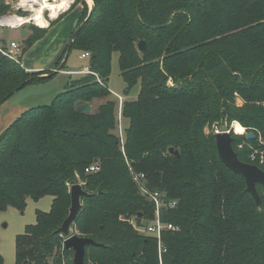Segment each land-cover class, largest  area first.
<instances>
[{"label":"trees","instance_id":"1","mask_svg":"<svg viewBox=\"0 0 264 264\" xmlns=\"http://www.w3.org/2000/svg\"><path fill=\"white\" fill-rule=\"evenodd\" d=\"M93 1L90 17L83 5L82 27L71 38V50L90 54L91 73L0 135V212H23L29 198H53L51 210L39 211L36 224L18 237L16 264H64L72 251L58 230L74 184L92 195L71 226V234L99 244L86 248V264H160L156 241L122 220L154 217L131 169L146 175L151 191L179 202L163 215L177 227L164 234V264H264V187L257 185L258 208L244 178L222 163L215 132H205L220 119L239 122L255 138L232 133L234 150L264 171L250 158L264 152V0ZM11 9L0 0V18ZM29 31L22 53L48 29L31 25ZM0 48H6L2 40ZM114 53L126 92L140 85L138 98L123 103L124 146L119 100L108 86ZM38 75L0 51V106L52 77ZM236 94L244 106H237ZM81 104L92 113L78 111ZM95 163L100 170L87 172Z\"/></svg>","mask_w":264,"mask_h":264},{"label":"rangeland","instance_id":"2","mask_svg":"<svg viewBox=\"0 0 264 264\" xmlns=\"http://www.w3.org/2000/svg\"><path fill=\"white\" fill-rule=\"evenodd\" d=\"M5 1L12 8L5 16L15 15L17 13V15L21 17L22 15L17 12L18 8L24 9L23 13H25V16L23 17L32 15V13L28 11L29 7L22 5V3H24L22 0ZM76 1V4H73L67 12L61 15V20H56L53 23H50L49 27L52 25L50 29L49 27H39L33 23H26L22 27L16 25L14 28L0 27V37L7 41L16 40L22 47L24 46V41L30 36L31 32L29 29L31 28V25L42 29H49L43 39L34 44L25 53H21L17 59L18 61H21L22 65L25 63L27 67H43V70L33 72L35 74H40L38 75L39 77L52 75L55 72V69L64 65L63 70L54 74L51 78L44 81H36L16 92L11 99L7 100L9 101L8 103L5 102L6 104L3 103L5 105L0 106V114H3L4 111L10 113L14 104L16 108L27 107L28 109H31L32 107L49 106L57 96L67 91L72 82L78 81L84 76L81 72H83L86 67H89V58H82L81 56L83 55V52L77 49H72L68 54L65 53L73 34L79 29L83 15L84 4L81 0ZM84 6L87 8L89 15L91 11H93L94 1L85 0ZM46 14H49V12H46ZM3 44L5 47L8 46L6 41H3ZM108 86L112 93L111 98L116 102L119 97H122L124 101L136 100L140 93V85L135 86L129 93L126 92L127 85L121 75L118 53L113 54ZM236 98L237 106H244L245 102L239 97V95L236 94ZM100 104V102L94 104L95 111H97ZM122 124L123 131L125 132L124 128L128 123L124 118ZM236 124L240 123L233 122L229 125L227 122L220 119L211 127L207 126L205 132L206 134H209L210 132H216L217 130L227 131L231 130L233 126L235 135H246L245 132H249L247 128L240 124L244 128V132L239 133L235 128ZM52 201L53 198L51 196H44L39 200L29 198L23 212L14 207H10L7 211L0 212V254L4 258V264H16L18 237L26 233L28 226L36 224L39 211L49 212L51 210ZM70 207L71 204L69 210ZM122 220H125V222L135 230V216H131L128 219L124 218ZM73 257V252L66 255V261H64V264L67 262L70 264L73 261Z\"/></svg>","mask_w":264,"mask_h":264},{"label":"water","instance_id":"3","mask_svg":"<svg viewBox=\"0 0 264 264\" xmlns=\"http://www.w3.org/2000/svg\"><path fill=\"white\" fill-rule=\"evenodd\" d=\"M34 1V0H31ZM23 8H18L17 12H23ZM89 14V17L91 16ZM82 27V26H81ZM81 27L75 32V37ZM74 39V38H73ZM73 44V40L69 44V50L67 54L71 51V47ZM147 45L145 41H140L138 43L139 52L144 53L146 51ZM62 71V67L55 70V74ZM52 75H48L45 77H51ZM78 111L85 112L86 114L92 113V106L90 104H81L77 107ZM234 129V126L232 127ZM246 136L249 140L255 138L254 132H245ZM238 134V133H237ZM216 139V147L218 155L222 161V163L234 174L240 175L244 178L246 182V192L251 194L253 199L255 200L257 207L261 208L262 201L257 188V185H261L264 187V171L257 165L245 163L240 160L237 152L233 147V137L232 132H220L215 133ZM170 153L175 156H179V152L175 151L173 148L170 149ZM71 194V207L69 210V215L63 222L61 228H59L58 232L66 236V240L64 242V247L66 250H70L74 253L73 264H86L85 256H86V248L88 246H98L94 240L86 237H80L78 235L71 234V226L75 222L78 217L82 207H83V199L91 197L92 195L84 190L82 184H74L70 188ZM142 214H140V217Z\"/></svg>","mask_w":264,"mask_h":264},{"label":"built area","instance_id":"4","mask_svg":"<svg viewBox=\"0 0 264 264\" xmlns=\"http://www.w3.org/2000/svg\"><path fill=\"white\" fill-rule=\"evenodd\" d=\"M76 2V0H74L71 4V6ZM71 6H69L68 10L71 8ZM67 10V11H68ZM29 11V10H28ZM64 11L62 12L59 17L67 12ZM51 13L46 14L45 13V18L50 21V23H52L53 21H56L58 18H51ZM18 16L17 13L15 15H9V16H4L2 18H0V27H7V28H12L9 24H7L5 22V19L10 18V17H16ZM23 17V16H21ZM23 24L19 25V27H22ZM14 28V27H13ZM0 51L7 57L13 59V60H17V57L22 53V46L20 45V43L13 41L10 42L9 45L5 48V49H1ZM82 58H90V54L89 53H83V55L81 56ZM89 67H86L83 72V74H87L89 73ZM91 73V72H90ZM119 100V112H118V122H119V138H120V142L122 144V146H124L125 144V133L123 131V124H122V120H123V103H124V99L122 97L118 98ZM234 129L231 128V130H227V131H219L217 130L215 133H220V132H232L234 133ZM243 145H240V148H242ZM251 160L253 162H258L259 164H264V152L259 151V150H255L252 155L250 156ZM255 165V164H254ZM100 170V167L97 163H95L94 165H92L90 168L87 169V172H97ZM131 173L133 176V180L135 182V184L138 187L139 190V194L145 198L153 207L154 209V217L151 221L142 218L141 222H138L137 220H135L134 225H135V229L142 234L143 236L146 237H150L152 239H154L157 243V249H158V255H159V262L160 264H164V255L167 253L168 249L165 245L164 242V234L167 232H171V231H176L177 227L175 225H173L172 223L166 222L163 219V215L165 213H167L168 211H171L173 209H175L178 206V201L177 200H172V201H167L166 197L164 194H161L158 191H151L147 185V177L144 173H136L131 169Z\"/></svg>","mask_w":264,"mask_h":264},{"label":"bare ground","instance_id":"5","mask_svg":"<svg viewBox=\"0 0 264 264\" xmlns=\"http://www.w3.org/2000/svg\"><path fill=\"white\" fill-rule=\"evenodd\" d=\"M74 0H22V5L29 7V11L32 15L27 17H10L5 19V22L9 24L12 28L16 25H25L26 23H33L42 28H47L49 21L45 18V13H51V18H58L59 15L67 11L69 6H71ZM92 1V0H91ZM237 131L239 133L244 132V128L240 124H236Z\"/></svg>","mask_w":264,"mask_h":264},{"label":"crops","instance_id":"6","mask_svg":"<svg viewBox=\"0 0 264 264\" xmlns=\"http://www.w3.org/2000/svg\"><path fill=\"white\" fill-rule=\"evenodd\" d=\"M49 27V25H48ZM47 27V28H48ZM50 29V28H49ZM48 29V30H49ZM0 40L6 41L9 45L10 42L16 41V40H11V41H7L5 39H3L2 37H0ZM18 42V41H16ZM27 72L33 73V72H37L40 70H43V67H27L25 65V63H23L22 65ZM11 99V98H10ZM9 101H6V103H8ZM5 103V104H6ZM2 104V105H5ZM33 108V107H32ZM27 110H29L27 107H22V108H16L15 104L14 107L12 108L11 112L8 113L6 111L3 112V114H0V135L20 116L22 115L24 112H26ZM3 115V116H2Z\"/></svg>","mask_w":264,"mask_h":264}]
</instances>
